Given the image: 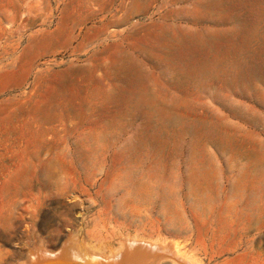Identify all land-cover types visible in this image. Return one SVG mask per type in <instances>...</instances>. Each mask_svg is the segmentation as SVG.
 <instances>
[{"label": "rangeland", "instance_id": "374dc122", "mask_svg": "<svg viewBox=\"0 0 264 264\" xmlns=\"http://www.w3.org/2000/svg\"><path fill=\"white\" fill-rule=\"evenodd\" d=\"M137 241L264 264V0H0V264Z\"/></svg>", "mask_w": 264, "mask_h": 264}, {"label": "bare ground", "instance_id": "6f19581e", "mask_svg": "<svg viewBox=\"0 0 264 264\" xmlns=\"http://www.w3.org/2000/svg\"><path fill=\"white\" fill-rule=\"evenodd\" d=\"M126 241V240H125ZM129 241V240H128ZM138 242V241H137ZM128 243V242H127ZM169 245H150L148 243H141L139 241L138 243L131 242L130 245L128 244L127 252L130 255L124 260H121L119 262H116L115 264H161L164 260H169L173 253L170 252V248H168ZM171 246V245H170ZM69 252V251H68ZM66 253V252H65ZM73 253V252H69ZM76 253V252H75ZM74 253V254H75ZM42 254V253H41ZM45 254V253H44ZM77 254V253H76ZM65 255V254H64ZM67 255V254H66ZM69 255V254H68ZM71 256L73 254H70ZM178 255V254H175ZM40 256V255H39ZM44 256V255H42ZM41 256V257H42ZM52 256V255H51ZM70 256V257H71ZM74 256V255H73ZM122 255L117 256V258H120ZM54 257V256H53ZM123 257V256H122ZM77 258V257H76ZM124 258V257H123ZM72 259V257H71ZM110 259V258H109ZM115 259V258H113ZM180 259V257H179ZM178 259V260H179ZM79 260V259H77ZM111 260V259H110ZM100 261V260H98ZM96 261V262H98ZM105 261V260H104ZM69 262V261H68ZM66 262V263H68ZM91 262V261H90ZM89 264H93L92 262ZM95 262V263H96ZM107 262V261H106ZM110 262V261H109ZM182 262V261H181ZM180 262V263H181ZM37 263V262H36ZM72 263V262H71ZM102 263V262H101ZM184 263V262H183ZM76 264V263H75ZM98 264V263H97ZM105 264V263H104ZM109 264V263H108Z\"/></svg>", "mask_w": 264, "mask_h": 264}]
</instances>
